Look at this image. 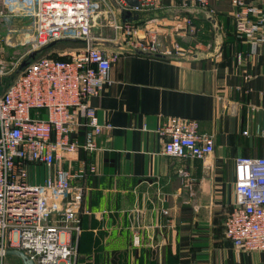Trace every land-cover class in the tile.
<instances>
[{"label": "crops", "instance_id": "0c3cea01", "mask_svg": "<svg viewBox=\"0 0 264 264\" xmlns=\"http://www.w3.org/2000/svg\"><path fill=\"white\" fill-rule=\"evenodd\" d=\"M210 5L224 40L218 55L184 60L190 54L175 59L120 54L111 83L92 98L100 124L112 128L104 130L101 150L92 158L81 155L97 172L74 182L84 195L79 215L85 230L77 241L84 263L264 264V252H242L224 236L236 201L237 158L264 157V44L240 36L230 0ZM174 18L161 19L169 32L168 41H161L164 49L178 40L184 50L199 44L193 55L212 52L211 24L194 19L197 34L189 35ZM3 19L9 29L24 28L22 42L32 34L25 31L30 20ZM208 28L212 41L201 38ZM9 34L0 39V57L9 48ZM168 116L199 120L201 131L215 137L214 154L205 161L164 155L158 132ZM164 209L170 217L163 216Z\"/></svg>", "mask_w": 264, "mask_h": 264}, {"label": "built area", "instance_id": "2783aa9c", "mask_svg": "<svg viewBox=\"0 0 264 264\" xmlns=\"http://www.w3.org/2000/svg\"><path fill=\"white\" fill-rule=\"evenodd\" d=\"M117 1L134 13L182 6L217 15L210 0H168L169 6L164 5L165 0H137L141 6L135 8L124 0ZM230 1L240 36L264 44V0ZM4 5L7 19L31 21L32 34L25 37V44L32 46L29 52L58 40L79 39L120 40L131 50L155 54L159 42L169 37L159 18L145 25L119 23L107 0H5ZM174 17L177 23H185L189 35L195 34L193 18L181 14ZM99 19L107 24L98 25ZM104 28H110L115 37L107 39L96 32ZM199 48L196 44L184 50L175 40L163 54L191 56ZM120 54L88 47L65 54V61L43 59L28 67L0 96L1 261L8 250L16 249L35 264H78L84 195L74 182H83L88 172H97V165L87 167L81 155L92 158L101 150L99 138L112 126L100 124L91 101L111 83V71ZM7 73L0 60V79ZM158 133L164 142V155L171 158L205 161L214 154L215 137L201 131L199 120L168 116ZM179 174L186 187L191 186L189 175L185 171ZM235 192L224 236L237 250L263 253L264 157L237 158ZM162 214L170 217L167 209Z\"/></svg>", "mask_w": 264, "mask_h": 264}, {"label": "water", "instance_id": "95a60500", "mask_svg": "<svg viewBox=\"0 0 264 264\" xmlns=\"http://www.w3.org/2000/svg\"><path fill=\"white\" fill-rule=\"evenodd\" d=\"M127 3V6L135 8L141 6L137 0H124ZM108 4H110V8L117 16L119 23L121 24H140L142 22H146L150 19H157L162 17H171L176 15H188L191 18L199 21H206L211 24L212 29L214 31V46L212 52L206 54H201L199 52L195 53V55L190 57L183 58L184 60H195L198 58H208L218 55L221 52L222 44H223V35L221 31V24L218 19L210 13L208 10H204L197 7H168L156 12L149 13H134L128 10H125L117 0H107ZM91 49H110L114 52H119L121 54H134V55H142L149 57H158L163 59H175V56H165L163 53L165 51L162 42H159L158 53H145L141 50H131L125 47L121 41L112 42V41H91L87 42L79 39H63L50 43L46 47H41L37 50L29 52L25 57H23L12 70H10L6 75H4L0 79V96H4L12 85L18 80L20 76H22L25 71L31 65L46 59L50 58L53 55H58L60 52L70 53L74 51H82L87 48ZM6 256H13L22 262V264H35L28 256H26L23 252L16 249H11L6 252Z\"/></svg>", "mask_w": 264, "mask_h": 264}, {"label": "rangeland", "instance_id": "374dc122", "mask_svg": "<svg viewBox=\"0 0 264 264\" xmlns=\"http://www.w3.org/2000/svg\"><path fill=\"white\" fill-rule=\"evenodd\" d=\"M4 4H5V0H0V14L1 15L5 14L7 12L5 7H4L5 6ZM1 15H0V39L2 36H5L6 34H9V33H10L9 36H12L11 42L9 44V48L4 53H2L3 57L2 56L0 57L2 70L9 72L20 61L21 57L31 50L32 46L26 45L25 44L26 42L21 41V38L23 36L19 32H22L24 28L20 29L19 26H16V25H14V26H16V28L11 27L9 29L8 27H5L6 21L3 19L4 15L3 16H1ZM101 17L103 18V15H101ZM163 18H167V17H162L159 19H163ZM152 20L153 19H150L146 22H142L141 24L145 25L147 22H151ZM102 24L105 25L107 23L105 22V20L99 19L98 25H102ZM26 27L27 28L25 31H31V32L33 31V25L31 23V21H29V23ZM197 30H198V28H197ZM9 31H13V32H9ZM203 31H205V30H202L201 33ZM96 32L97 33L102 32L107 39H113L115 37L114 32L110 28H104L103 31L96 30ZM195 34H197V32ZM203 34L204 33H202L201 38L204 36ZM108 50H110V49H108ZM65 54H66L65 52H60L58 55L64 56ZM0 264H22V262L20 261V259H18L16 257L7 256L6 259H4L3 261L0 260Z\"/></svg>", "mask_w": 264, "mask_h": 264}, {"label": "trees", "instance_id": "16d2710c", "mask_svg": "<svg viewBox=\"0 0 264 264\" xmlns=\"http://www.w3.org/2000/svg\"><path fill=\"white\" fill-rule=\"evenodd\" d=\"M194 24H195V26L197 28V23L195 21H194ZM207 31H208L207 33L204 31L205 33L203 34L204 36L202 37V39L203 40H209V41L211 40L212 41L213 40V34H210L209 33V31H211V29L208 28ZM51 58L56 59V60H60V61H65V60L68 59V56H66V55H64V56H61V55H53ZM80 218H81V229H83V230H82L81 235L79 237V241L81 240L82 234H83V232L85 230L84 227H83L84 216L81 215ZM99 238H100L101 245L103 246V244L106 242V239L108 238V234L107 233H104V235L100 236ZM79 256H80V253H79ZM78 261H79L78 264H89V262H85L84 263L83 261H80V257L78 258Z\"/></svg>", "mask_w": 264, "mask_h": 264}]
</instances>
